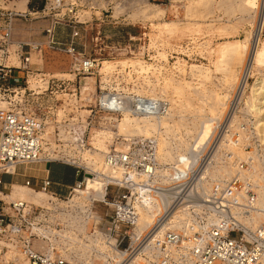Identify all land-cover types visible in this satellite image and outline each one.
Here are the masks:
<instances>
[{
	"label": "built area",
	"instance_id": "built-area-1",
	"mask_svg": "<svg viewBox=\"0 0 264 264\" xmlns=\"http://www.w3.org/2000/svg\"><path fill=\"white\" fill-rule=\"evenodd\" d=\"M20 1L0 0V264L25 263V258L29 264H264V223L253 219L260 210L259 186L253 177L255 156L264 145L250 137L245 138L244 159L234 152L225 156L236 166L234 174L215 180L201 198H195V157L178 154L162 166L159 163L164 128L150 136L116 133L108 144L103 169L89 172L92 169L67 158L62 163L74 168L73 184L52 179L47 164L58 161L54 154L74 143L84 150L90 145L88 128L77 142L71 141L76 133L71 123L48 136L45 119L58 115L56 106H48L46 116L25 106L30 100L42 106L50 87V80L42 78L46 84L42 90L27 96L18 91L16 73L30 71L34 53H65L75 76H99L93 119L87 126L97 123V118L104 126H112L126 114L160 120L169 114L171 104L164 96L144 93L148 90L142 91L136 79L126 82L125 76L132 71L129 65L103 75L101 59L78 50L77 40L88 23L80 19L79 7L86 0H27V10L19 7ZM143 2L117 0L122 10ZM39 18L47 20L44 42L17 38L19 21ZM61 27L71 29L66 42L59 38ZM130 39L126 54L152 60L155 48L150 42L142 37ZM251 128L239 126L249 135L256 133ZM240 130L231 137L238 144ZM64 133L69 140H64ZM189 141L195 143L193 137ZM34 163H43L47 173L38 181L27 177L25 185L49 193V206L9 199L7 176L13 180L20 167ZM90 182L99 186V190L90 188L93 194L87 191ZM156 205L161 206L156 225L136 239L141 211ZM100 244L106 249H100Z\"/></svg>",
	"mask_w": 264,
	"mask_h": 264
},
{
	"label": "rangeland",
	"instance_id": "rangeland-1",
	"mask_svg": "<svg viewBox=\"0 0 264 264\" xmlns=\"http://www.w3.org/2000/svg\"><path fill=\"white\" fill-rule=\"evenodd\" d=\"M247 1L147 0L139 6L122 10L117 0H86V3L79 7L80 19L87 20L88 23L86 29L81 30V36L77 40L78 50L84 54L99 57L103 75L119 69L118 66L124 68L129 65L132 71L128 74L129 77L125 76L126 82L136 79L141 84L142 91L148 90L144 93L152 92L166 97L170 101L171 111L162 120L136 119L128 116L133 120L127 132L123 133L119 131V124L126 115L112 126H104L99 118L96 119L97 123L87 126L93 119L91 109L94 108V97L99 89V76H75L72 71V60L65 53L46 50L39 55L34 53L32 61L35 64L30 71L20 70L21 72L16 73L20 76L18 91L26 92L27 96L33 90H42L46 86L42 78L50 80V87L46 91L45 103L42 106L32 100L25 102V106L34 110L37 108L39 113L45 116L49 112L48 106H56L58 115L45 119L46 130L52 131L50 136L57 133L58 128L71 123L76 131L71 136V141L77 142L88 128L86 138L89 137L90 145L84 150L77 149L75 143L72 146L62 147L54 154V158L58 160L56 162H62L68 158L70 161L76 160L83 166H104L105 154L110 150L108 144L113 143L112 139L116 137V133L125 136L135 134L150 136L151 131L157 129L160 131L164 128L160 136V145L163 146L160 152L164 158L162 160L174 157V152L168 149L172 142L181 140L180 143H189V137H193L194 145H198L202 150L201 158L195 165V198H201L215 180L234 174L237 168L232 161H227L225 156L234 152L238 158L244 159L247 154L243 146L246 144L247 137H250L252 142L264 145V112L256 109L259 106V94L254 91L256 83L264 80V60L259 61L252 72L244 75L245 58L243 56L241 59L232 58L224 64L217 54L218 45L234 41L242 42L246 35H253L259 15L258 10L263 1L255 0L254 6L248 5ZM149 9H157L162 15L146 16L145 12ZM167 21H173L177 30L171 34H160V28ZM46 23L45 18L19 21L17 38L44 42L46 39L43 28ZM98 31H101L99 38L93 39ZM70 35V28H60L59 38L62 42L69 40ZM131 37H136L135 40L142 37L147 43L150 42L151 47L155 48L152 60L126 54L124 48L132 43ZM259 37L260 46L264 48V29L261 30ZM146 64H151L152 70L142 73L141 67ZM242 79L245 81L240 87L238 82ZM36 81L39 85L34 87L33 84H36ZM178 90L183 94L178 93ZM218 96L220 101L215 103ZM3 102L2 105H6V101ZM213 112L216 116H220L214 123L215 126L213 125L215 129L211 127L207 135L201 136L202 121L212 117ZM240 124L252 127L251 129L256 128V133L251 134L253 137L248 134L251 133L250 131L246 133L240 130ZM227 128L229 132H226ZM237 130L241 131L239 144L235 139H231L232 134ZM180 132L185 134L181 135ZM62 137L65 141L69 140L68 134L64 133ZM207 137L212 140L210 141ZM216 142H220L217 149ZM258 153L259 155L255 156L253 177L257 179L258 192L261 194L264 192V150ZM230 159H232L231 156ZM52 169L53 175L61 180L60 183L74 182V172L69 177H64L55 167L52 166ZM204 170H207L206 178L201 181V186H198L197 177ZM46 173L43 163L20 167L13 180L7 179L9 199H26L39 205L49 206L51 200L49 196L41 191L35 192L25 185L27 177L39 179ZM94 184L90 183L89 189L90 187L95 189ZM260 197L264 202V194ZM157 206H154V212H157L155 210ZM258 221L264 223V216L257 217ZM99 248L106 249L101 244ZM116 253L117 251L115 255ZM19 256L22 259L24 257L20 252ZM24 261L29 264L26 258ZM25 263L22 261L20 264ZM95 264H102V262Z\"/></svg>",
	"mask_w": 264,
	"mask_h": 264
},
{
	"label": "bare ground",
	"instance_id": "bare-ground-1",
	"mask_svg": "<svg viewBox=\"0 0 264 264\" xmlns=\"http://www.w3.org/2000/svg\"><path fill=\"white\" fill-rule=\"evenodd\" d=\"M144 1H147V0H144ZM257 1V0H256ZM263 1L262 2V6L259 7V15H258V18H257V21H256V28H255V31L253 33V35H246V37L243 39L242 42H237V41H234V42H227L225 44H220L218 45L217 47V54L219 56V60L224 63V64H227V62L230 60V59H241L242 56L245 58V65H244V75L245 74H249L250 72L253 71L254 67L258 64L259 61L261 60H264V48L263 46L261 47L260 46V43H259V36L261 34V30L264 29V0H261ZM26 4H27V0H21L20 3H19V7L21 9H26L27 10V7H26ZM247 4L248 5H255V0H248L247 1ZM253 5V6H254ZM258 5H256L257 7ZM252 7V6H251ZM145 15L146 16H161L162 14L160 13L159 10L157 9H149L148 12H145ZM164 25L160 28V34H171V33H174L176 30H177V26L176 24L173 22V21H167L165 23H163ZM248 55V57H247ZM242 61V60H241ZM152 70V65L151 64H146L144 66L141 67V72L142 73H148ZM244 78V76H243ZM245 79L243 80H239L238 84L239 86L241 87V83L244 82ZM37 82V81H36ZM263 83H264V80L256 83V86H255V89L254 91L256 92V94H259L258 95V100H259V106L256 107V109L259 111V112H264V86H263ZM34 87L38 84V82L36 84H33ZM32 85V86H33ZM180 91H182L181 88H179ZM178 90V91H179ZM241 90V89H240ZM180 91L178 93H180ZM177 92V91H176ZM182 93V92H181ZM180 93V94H181ZM183 94V93H182ZM240 95V94H239ZM216 96V95H215ZM240 97V96H239ZM257 97V96H256ZM219 98V99H218ZM218 98L216 99L217 102L215 103H219L220 101V96H218ZM242 98V97H241ZM257 100V101H258ZM4 103V102H2ZM214 106V104H213ZM255 108V107H254ZM253 108V109H254ZM214 113V112H213ZM223 113V112H222ZM216 113L213 114L212 117H209V118H206L202 121V130H201V136H205L208 134V131L211 127H213L214 123L218 121V119L220 118V116H216L215 115ZM129 115L126 114V117L122 120V122L119 124V131L120 132H127V128L128 126L130 125V122L133 120L131 119L130 117H128ZM132 117V116H131ZM135 118V117H134ZM147 118V117H145ZM228 118V117H227ZM138 119V118H136ZM152 119V118H150ZM154 120V119H153ZM162 120V118H161ZM231 122V121H230ZM217 124V123H216ZM231 124V123H230ZM215 126V125H214ZM230 127V126H229ZM213 129H215V127H213ZM158 130V129H157ZM161 130V129H160ZM48 133L47 135L50 136L52 134V131H50L49 129H47ZM213 132V131H212ZM211 132V133H212ZM152 134L155 133V131H151ZM210 133V132H209ZM150 134V135H152ZM200 134V132H199ZM199 134H198V138H199ZM209 136V135H208ZM226 136V135H225ZM209 137H212V136H209ZM207 137V139L210 140V138ZM203 139V138H202ZM212 140V139H211ZM210 140V141H211ZM222 140V139H221ZM181 141V140H180ZM179 142H172V144L170 146H168V149L172 150L174 152V157L173 158H170V159H165V160H162L164 158H162V154L160 153L161 152V148H163V146L160 145V141H159V153H158V160H159V163L162 165L166 164L167 162H170L172 160H174L176 158V156L178 154H180L182 157H184L185 153H189L191 154L192 157H195V165L196 163L199 161V159L201 158V155H202V150H200V148L198 147V145L195 146V149H194V144L195 143H189L186 142V143H180ZM203 141V140H202ZM207 140H205L206 142ZM219 141V140H218ZM208 142V141H207ZM176 144V148L175 149V145L173 144ZM217 143V142H216ZM220 143V142H219ZM216 145V149L218 147V144ZM208 144V143H206ZM205 144V145H206ZM204 145V144H203ZM204 145V146H205ZM209 145V144H208ZM222 145V144H220ZM219 145V146H220ZM191 146H193L191 148ZM197 147V148H196ZM165 148V147H164ZM203 148V147H202ZM215 148V146H214ZM206 149V148H205ZM227 149V148H226ZM163 150V149H162ZM204 151V150H203ZM215 151V150H214ZM165 153H163L164 155ZM215 154V153H214ZM217 155V154H216ZM218 156V155H217ZM212 157V155H211ZM210 157V158H211ZM215 157V156H214ZM213 160V159H212ZM206 164V163H205ZM209 164V163H208ZM225 166V165H224ZM88 168L92 169V171H89V172H93L94 169H97V168H100V169H103L104 166H95V167H89L87 166ZM94 168V169H93ZM205 168V167H204ZM48 169V168H47ZM50 170V169H49ZM227 171V170H225ZM87 177H89V173H87ZM91 174V173H90ZM200 175H198L197 179H198V186L201 183V181L204 180L205 175H207V170H204V172L202 173H199ZM222 175V174H221ZM230 175V174H229ZM217 176V175H216ZM223 176V175H222ZM255 181H257V179H255ZM90 183H93L94 182H90ZM97 184V186L95 185ZM94 186H95V189L96 190H99V186H98V183H95ZM90 185V184H89ZM201 186V185H200ZM91 188V187H90ZM87 191L91 194H93L92 190L87 189ZM104 191V189H103ZM43 194L47 195L50 197V194L49 193H44L42 192ZM200 193V192H199ZM205 193V192H204ZM204 193L202 195H204ZM98 194V193H97ZM264 192L260 194L259 192V197H258V200L260 198L259 201H257V205L259 206L260 210L259 212L253 214V219H254V222L257 224H260V223H263V222H257V217H263L264 216V202L263 200L261 199L260 195L263 196ZM51 198V197H50ZM201 201V200H200ZM198 205H201V204H198ZM155 210H157V212H154V208L153 209H147V210H143L145 211L144 213H142L143 211H141L142 215H140V219H139V222H138V228H137V234L135 236L136 239H138L141 235L145 234L146 232H148L154 225H156V219H157V215L158 213L161 211V206L158 205L157 208L155 207ZM142 216V217H141ZM178 216L176 215L175 218H177ZM179 217H182L181 215ZM176 222V220H175ZM159 228V227H158Z\"/></svg>",
	"mask_w": 264,
	"mask_h": 264
},
{
	"label": "crops",
	"instance_id": "crops-1",
	"mask_svg": "<svg viewBox=\"0 0 264 264\" xmlns=\"http://www.w3.org/2000/svg\"><path fill=\"white\" fill-rule=\"evenodd\" d=\"M52 166L55 167V169H56L58 172L62 173V174L64 175V177H69L70 174H71L72 172H74V168H73L72 166L66 164V163H62V162H53L52 165H51V169H50V175H51L52 179H53L55 182H58V183H60L61 180L58 179L56 176L53 175V169H52ZM9 178H10V177L7 176V179H9ZM32 179H33L34 181H38L40 178H39V179H38V178H37V179L32 178ZM7 181H8V180H7ZM63 182H66V183H64L65 185H69L70 183L73 184V183L70 182V181H63Z\"/></svg>",
	"mask_w": 264,
	"mask_h": 264
},
{
	"label": "water",
	"instance_id": "water-1",
	"mask_svg": "<svg viewBox=\"0 0 264 264\" xmlns=\"http://www.w3.org/2000/svg\"><path fill=\"white\" fill-rule=\"evenodd\" d=\"M51 165H52V163L49 162V163L47 164V168H48V169H51Z\"/></svg>",
	"mask_w": 264,
	"mask_h": 264
}]
</instances>
